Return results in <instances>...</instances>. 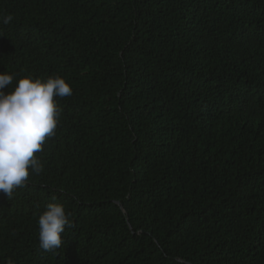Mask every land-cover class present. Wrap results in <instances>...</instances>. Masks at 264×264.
Here are the masks:
<instances>
[{
    "label": "trees",
    "instance_id": "16d2710c",
    "mask_svg": "<svg viewBox=\"0 0 264 264\" xmlns=\"http://www.w3.org/2000/svg\"><path fill=\"white\" fill-rule=\"evenodd\" d=\"M4 14L0 72L73 94L43 172L0 192V264H264V0H0ZM52 202L73 227L47 252Z\"/></svg>",
    "mask_w": 264,
    "mask_h": 264
},
{
    "label": "clouds",
    "instance_id": "9594fccd",
    "mask_svg": "<svg viewBox=\"0 0 264 264\" xmlns=\"http://www.w3.org/2000/svg\"><path fill=\"white\" fill-rule=\"evenodd\" d=\"M12 20L11 14L0 15V23L6 25ZM14 79L15 74L0 72V192L9 200L16 189L27 187L30 174L43 172L44 165L36 154L43 152L46 141L56 135L62 114L58 99L73 94L60 75L41 79L28 73L16 79L11 91H5ZM37 224L39 247L47 252L60 249L66 227H73L60 202L48 203Z\"/></svg>",
    "mask_w": 264,
    "mask_h": 264
},
{
    "label": "water",
    "instance_id": "95a60500",
    "mask_svg": "<svg viewBox=\"0 0 264 264\" xmlns=\"http://www.w3.org/2000/svg\"><path fill=\"white\" fill-rule=\"evenodd\" d=\"M117 205L119 206V208H121V205H120V203H118V202H117Z\"/></svg>",
    "mask_w": 264,
    "mask_h": 264
}]
</instances>
